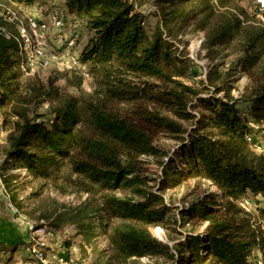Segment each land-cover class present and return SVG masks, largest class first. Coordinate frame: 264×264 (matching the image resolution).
<instances>
[{
	"label": "trees",
	"instance_id": "trees-1",
	"mask_svg": "<svg viewBox=\"0 0 264 264\" xmlns=\"http://www.w3.org/2000/svg\"><path fill=\"white\" fill-rule=\"evenodd\" d=\"M242 1L155 0L159 23L147 31L145 14L134 0H62L63 13L52 15L62 26L64 21L73 25L69 40L74 47L75 27L86 30L77 58L94 81L93 91H83L82 74L74 70L69 82L77 91L68 93L55 83L54 76L63 72L51 71L45 81L29 73L17 40L19 8L50 1L0 0V128L6 131L0 183L17 211L51 219L34 223L33 229L44 225L54 230L70 222L74 235L82 236L84 256V246L91 245V200L72 204L33 197L47 187L87 192L99 194L96 208L107 217L102 227L109 251L108 259L104 249L90 264H137L141 256L176 264H253V250L264 252V147L255 146L264 139V28ZM8 9L16 19L7 18ZM189 30L203 31L202 46L212 61L222 53L232 56L229 63L218 60L206 71L208 95L197 98L200 113L186 111L188 95L195 97L197 90L177 80L193 74L192 61L175 46ZM240 77L246 84L238 96L231 95ZM42 105L47 111L38 113ZM167 110L193 120L180 147L187 164L182 176L218 188L182 211L191 223L206 226L202 234L178 241L177 251L149 230L162 224L166 207L157 206V195L148 193L142 180L141 155L157 150L153 129H181L165 115ZM172 161L162 166L164 179L180 173ZM15 168L39 180L26 204L17 194L15 182L22 175L12 173ZM244 198L251 200L250 208L242 206ZM252 208L260 216L259 228L252 223Z\"/></svg>",
	"mask_w": 264,
	"mask_h": 264
},
{
	"label": "rangeland",
	"instance_id": "rangeland-1",
	"mask_svg": "<svg viewBox=\"0 0 264 264\" xmlns=\"http://www.w3.org/2000/svg\"><path fill=\"white\" fill-rule=\"evenodd\" d=\"M50 2L41 6H21L19 8L20 18L24 21L30 17L35 16L40 19L42 22L46 23L47 28L42 32V37L45 46V57L48 59V66H35L32 73L39 74L36 75L42 80L48 78L51 71H60L65 75L54 76L57 78L55 83L62 87L68 93H76L77 89L75 85L69 82L71 78V73L74 72L71 64L66 59V56H63L66 51H73L77 53V48H79L85 41L87 32L85 29L78 27L76 30V39H78L76 47L72 46L70 49L67 45L68 40L71 38V32L73 31V25L70 22L64 21L63 26L60 29H55L52 27L50 18L53 13H63L61 8L62 0H49ZM136 2V9L142 11L145 14V27L147 31H150L155 27L159 20L156 17L155 11V0H134ZM243 7L247 9L248 12L254 11V0H244L241 2ZM156 12V11H155ZM203 41V31L201 30H189L184 35H182L180 40L175 42V46L180 48L184 54L190 58L191 62V71L193 74L188 77H177V80L181 83L193 87L197 90L195 97L191 94L188 95L189 99L186 100V111L190 113H200L202 111L201 104H199L197 98L201 96L208 95V89L206 86H203V79L206 77L205 73L208 70L209 66L213 63H216L218 60H226L229 63L232 60L231 57H225L224 53L220 55V58H216L213 61L210 56L206 54V50L202 46ZM31 76V75H28ZM237 76V75H236ZM235 76V78H237ZM26 77V75H24ZM205 83V82H204ZM233 86L230 90V94L238 96L239 93L243 90L246 79L245 77H240L234 81ZM94 88V81L89 75L87 78L81 79V89L85 92H91ZM221 94V93H219ZM197 104V106H196ZM195 105V106H193ZM38 113H45L47 111L45 105L39 106L37 108ZM168 111V110H167ZM1 115V114H0ZM165 115L169 117L176 125L181 129L180 131H172V129L157 127L153 129L152 140L153 145L156 147V151L149 154L141 155L142 158V180L145 182V187L148 190V193H153L157 195V206H165L166 214L163 218L162 224L151 225L149 230L153 237L157 240L166 243L171 248V251L176 250L175 244L183 240L190 233L202 234L206 223L193 224L191 223L189 216L187 214L182 215V211L188 207V205L193 204L200 200L203 195L207 193H218V188L214 184H211L209 181L198 178H186L182 176L185 172L187 166L186 161L180 156V147L182 140L186 139L188 135L189 128L193 125V120L187 119L178 116L172 111L165 112ZM48 117L45 114V119ZM6 131H3L0 128V167L1 163L5 159L3 153V145L5 139ZM261 147H264V139H259ZM2 143V144H1ZM172 159V167L180 170V173L173 172L169 178H163L162 166L165 164L166 160ZM2 168V167H1ZM12 173L22 175L21 179H17L15 184L17 185V194L19 199L27 203L28 196L33 191H38L39 180H33L32 177L27 176L22 168L13 169ZM175 175V176H174ZM43 194H40L38 197H33L35 201H39L40 198H45L47 196L53 197L64 203L76 204L80 201L91 200V211H89V218L91 221V245L86 244L84 246V258L87 264L92 262L93 257L99 255L101 250L105 249V259L109 258L108 251V240L107 234L104 232L102 227V221L106 222L107 217L105 212L102 210H97L99 205V194L90 195L87 192H76V193H59L49 187H47ZM119 195L118 192H116ZM32 199V198H31ZM256 205H259L257 199H253ZM29 201V200H28ZM255 209H257L255 207ZM249 209L253 215L252 223L254 227L259 228L262 226V222L257 210ZM27 219L30 225L34 223L46 222L48 223L51 219H32L29 218L23 211H17L13 202L10 201L9 196L5 194L2 188V183H0V220H9L19 223L20 226L25 225L23 220ZM55 231L58 232L60 237H74L76 243L81 247L82 236L80 234L74 235L75 228L74 225L70 222H61L59 226L54 227ZM194 231V232H193ZM30 240V239H29ZM29 242L27 244V247ZM83 255V254H82ZM177 255H175L176 258ZM103 258V256H102ZM264 252L261 249H254L251 255V260L253 264H259V260L264 264ZM0 257V264L4 261ZM32 260H26V263H30ZM176 264L174 261L166 260L164 257L155 258L149 256H141L137 260V264Z\"/></svg>",
	"mask_w": 264,
	"mask_h": 264
},
{
	"label": "built area",
	"instance_id": "built-area-1",
	"mask_svg": "<svg viewBox=\"0 0 264 264\" xmlns=\"http://www.w3.org/2000/svg\"><path fill=\"white\" fill-rule=\"evenodd\" d=\"M251 13L255 14L256 18L259 20V24L264 28V0H254V11ZM16 15V12L10 9H8L6 14L7 18L9 19H16ZM50 21L53 28H61L62 21L58 16L52 15ZM46 28V23L42 22L35 16H30L25 21L21 18H18L17 40L24 55V59L30 68L29 73H32L34 67L37 65L48 66L49 64L48 59L45 57V43L43 39H41L42 32L45 31ZM73 43L74 42L72 39L68 41L67 45L70 49H72L71 47L74 45ZM63 56H66V59L72 66V69L80 71L82 78L88 79L89 74L85 66L78 61L77 53L68 50ZM252 137L253 136L251 135L248 138L252 140ZM255 146L260 148L259 144H256ZM241 204L245 208H250L251 200L244 198ZM29 228L31 235L27 250L32 261L26 264H83L82 262L75 261L71 257H56L55 254H51V257L49 258L46 252V246L49 237H51L54 233L53 230L47 229L44 225H40L35 229H33V226L30 225ZM53 258H55V261L52 260ZM258 262L259 264H262L260 260Z\"/></svg>",
	"mask_w": 264,
	"mask_h": 264
},
{
	"label": "crops",
	"instance_id": "crops-1",
	"mask_svg": "<svg viewBox=\"0 0 264 264\" xmlns=\"http://www.w3.org/2000/svg\"><path fill=\"white\" fill-rule=\"evenodd\" d=\"M23 222L25 225L20 226L14 221L0 220V257L5 258L2 264H24L29 259L27 244L31 235V223L27 219ZM53 232L46 246L49 258L51 254H55L56 257H71L77 262L87 264L74 237H60L57 231ZM52 260L55 261V258Z\"/></svg>",
	"mask_w": 264,
	"mask_h": 264
}]
</instances>
